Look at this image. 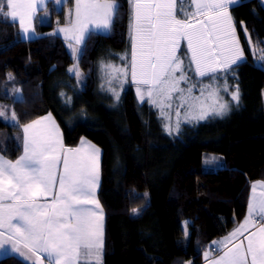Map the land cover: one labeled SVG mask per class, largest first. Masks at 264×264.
I'll use <instances>...</instances> for the list:
<instances>
[{
  "label": "trees",
  "instance_id": "16d2710c",
  "mask_svg": "<svg viewBox=\"0 0 264 264\" xmlns=\"http://www.w3.org/2000/svg\"><path fill=\"white\" fill-rule=\"evenodd\" d=\"M117 3L119 16L110 32H94L82 45L78 66L86 74L84 87L68 71L73 59L63 37L23 39L17 23L0 18V104L10 103L20 125L51 113L68 148L84 137L102 149L103 264H203L212 241L234 227L235 206L246 204L250 182L264 177V67L257 63L264 55V44L257 43V38L264 41V5L239 0L229 8L245 56L236 79H228L239 85V104L226 116L192 123L184 121L180 109L179 133L169 135L160 110L147 100L139 102L130 76L123 89L113 81L119 100L107 90L101 62L123 67L127 61L120 57L131 49L129 2ZM245 27L255 57L245 41ZM53 28L41 24L37 30ZM9 74L13 80L7 79ZM13 82L26 102H14ZM203 83L211 81L204 78ZM20 129L0 119V152L12 161L22 153ZM205 152L221 157L218 170L203 166ZM133 209L142 210L135 215ZM185 219L189 235L183 230ZM0 264L26 263L7 256Z\"/></svg>",
  "mask_w": 264,
  "mask_h": 264
},
{
  "label": "snow or ice",
  "instance_id": "6c2138e0",
  "mask_svg": "<svg viewBox=\"0 0 264 264\" xmlns=\"http://www.w3.org/2000/svg\"><path fill=\"white\" fill-rule=\"evenodd\" d=\"M62 2L55 0L57 4ZM128 2L131 49L120 57L127 61L123 67L101 62L107 90L119 100L113 81L123 89L130 76L139 102L147 100L160 110L169 135L179 133L180 109L187 123L228 115L240 102L239 85H230L228 79H236L237 68L245 62L229 13L236 0H179V8L177 0ZM38 5L46 6V0H0V18L18 23L27 39L30 29L24 26V10L34 13ZM119 9L117 0H74V10L69 13L74 16L71 29L60 31L72 30L75 44H82L94 32H110ZM243 30L255 57L252 37L246 27ZM257 43L264 41L257 38ZM77 51L82 50L73 48L74 53ZM257 63L264 67V55L257 57ZM68 71L78 82L83 79L78 65ZM189 73L201 79L194 81ZM204 78L211 83L204 84ZM7 79L13 77L9 74ZM13 95L14 102H26L19 89ZM0 118H5V111L0 110ZM4 122L22 129L23 135L17 139L23 141V155L12 161L0 154V248L11 245L24 256L26 253L17 247L23 244L37 256L32 264H42L44 258L48 264H102L103 208L95 197L101 150L83 139L80 147L66 148L51 113L20 125L12 111ZM205 163L218 161L206 158ZM251 188L248 216L223 241L214 242L220 254L211 264H264V182L253 183ZM132 212L139 215L137 209ZM254 217H259L258 227ZM249 225L255 230L249 231ZM245 232L248 235L239 239ZM234 238L236 243H232Z\"/></svg>",
  "mask_w": 264,
  "mask_h": 264
},
{
  "label": "crops",
  "instance_id": "0c3cea01",
  "mask_svg": "<svg viewBox=\"0 0 264 264\" xmlns=\"http://www.w3.org/2000/svg\"><path fill=\"white\" fill-rule=\"evenodd\" d=\"M238 1H239V0H236V3H237ZM62 4H65V1H64V0H63V3H62ZM234 4H235V3H234ZM72 5H73V7H74V3H73ZM51 6H53L54 10L56 9V7H54V6H56L55 0H46V6L42 7V6H39V5H38L34 13H33V12H30V10H27V9L24 10V12H25V15H24V26H25V27H28V28L30 29V36H29V38H27V39H33V38H35V37L45 36V35H48V34H55L54 31H55V28H56V27H55V20H54V19L52 20V21H53L52 23H53V25H54V28H53L52 30H50V31H48V32H45V33H43V32H38V30H37V25H38V23H37V19H38L39 15H40L42 12H46V11L49 9V7H51ZM56 13H58L57 10H56ZM60 15H62V18H64V20H65V16H66V14H64L63 11H62V14H60ZM64 20H62V23H63ZM65 21H66V20H65ZM17 24H18V23H17ZM64 24H65V22H64ZM64 24H63V26H64ZM18 26H19V24H18ZM19 29H20L21 37H22L23 39H25V38H24V34L22 33V30H21V27H20V26H19ZM32 29H34V34H31V30H32ZM95 33L108 34L109 32H108V33L95 32ZM56 35H59V36L63 37V36L60 35V34H56ZM87 37H88V36H86V38H87ZM86 38H85V40H86ZM63 39H64V38H63ZM64 40H65V39H64ZM84 42H85V41H84ZM84 42H83V43H84ZM83 43H82V44H79V46H82ZM48 114H49V113L44 114V115L40 116L39 118H37V119H35V120H39L40 118L45 117V116H47ZM51 116H52V118H53L55 124L58 126L59 133H60V135H61V139H62L63 145L65 146V143H64V137H63L62 130H61L59 124L57 123V121L55 120L54 116H53L52 114H51ZM35 120H33V121H35ZM31 122H32V121H31ZM29 123H30V122H29ZM42 123H46V122H43V121H42ZM27 124H28V123H27ZM17 135H18L19 137H22V135H23V133H22V129H20V131L17 132ZM82 139H83V140H86V141H88V142H90L91 144H93V145H95V146H97V147L101 150V152H100V158H99V164H100V171H99V185H98V187H97V189H96L95 197H96V199L99 201V203H100V205H101V207H102V204H101V201H100V198H99V191H100L101 182H102V168H101V163H102L103 151H102V149H101L98 145H96L95 143H93V142L90 141L89 139L84 138V137L81 138V140H82ZM20 140H21V144H22V153H21V155H23V141H22V139H20ZM81 140L79 141V143H78L75 147H73V148H71V149H76V148L80 147V146H81ZM65 147H66V146H65ZM66 148H68V147H66ZM0 154H2V153L0 152ZM21 155H20V156H21ZM6 158H7V157H6ZM18 158H19V157H18ZM7 159H8V158H7ZM9 160H10V159H9ZM14 161H15V160H14ZM256 182H264V177L258 178V179H256V180H253V181L250 182V185H249V193H248V197H247V202H246V204H244V205H242V206H241V205H236V206H235V213H234L235 225H234V227H233V228L231 229V231H230L229 233H227L226 235L221 236V237H218V238L216 239L215 242H221V241H223V240L225 239V237H228L230 233H232L235 229H237L241 224L244 223L245 218L248 216V205H249L250 197H251V195H252V188H251V186H252L253 183H256ZM259 191H260V188L257 187V193H259ZM49 199H50V198H49ZM102 208H103V207H102ZM254 219L256 220L257 227H258L259 224H260V221L258 220L259 217H254ZM253 230H255V229L251 228V226L249 225V231H253ZM103 233H104L103 239H104V245H105L106 214H105L104 209H103ZM247 235H248V232H245L243 236H240V237H239V239H244V236H247ZM236 242H237V240L234 238L233 241H232V243H236ZM232 243H230L228 246L231 247V246H232ZM17 247H19V248L21 249V251L25 252L26 255L22 256V255H20V253H18V252H16V251L12 250L11 245H4L2 248H0V259L5 258V257H7V256H15V257L19 258L21 261H23V262L26 263V264H32V261L37 259V256L32 255L30 252H28L27 249H25V248L23 247V244H17ZM216 247H217V246H216V244H214V242L211 243V248H210V250L207 252L208 254H206L207 259H206V256H205L204 261H203V264H211V260L214 259L218 254H220V253H218V252L215 250ZM213 251H215V252L213 253ZM29 257H30V258H29ZM103 262H104V248H103L102 264H103ZM42 264H48V261H47L46 258L43 259Z\"/></svg>",
  "mask_w": 264,
  "mask_h": 264
},
{
  "label": "rangeland",
  "instance_id": "374dc122",
  "mask_svg": "<svg viewBox=\"0 0 264 264\" xmlns=\"http://www.w3.org/2000/svg\"><path fill=\"white\" fill-rule=\"evenodd\" d=\"M64 1H65V4H62L63 2L61 4L56 3V6H54V7H56L55 10H54L53 6H51V7H49V9L46 12H42L37 19V23H38V25H41V24L42 25H49V24L52 25L53 24L52 20L53 19L55 20V27L56 28H55L54 32H55V34L62 35L63 38L65 39L66 45H67L68 50H69L71 57L73 59V63L70 66V68H72V67L78 65L79 58L82 54V51H77L74 53L73 48L82 50L83 46H79V45L75 44V41L73 39L74 32L72 30H69L67 33L60 31V29H71L72 21L74 19V16L69 14L70 12H72L74 10L73 5H71L69 3V0H64ZM56 10L58 11V13L55 14ZM62 11L64 14H66V16H65L66 21L64 20V18H62V15H60V12H62ZM62 20H64L63 23H62ZM64 22H65V24H64ZM63 24H64V26H63ZM38 25H37V27H38ZM183 44H184V42H182V45ZM69 45H72V47H70ZM182 45H181V47H182ZM78 68H79V66H78ZM79 70L82 73L83 79L80 82H78V84L80 87H84V85L86 83V74L80 68H79ZM16 89H18V86L16 84H14V82H13L11 87H10L11 95L13 96V98H14V95H13L14 90H16ZM0 106H3V108L0 110L5 111V118H10L11 112H12V108H11L10 103L9 102H3L0 104ZM166 111H168V110H166ZM5 118H0V119L4 121ZM171 120L172 121L176 120L174 110H173V115L171 117ZM203 157H204L203 158V166L206 169L218 170L221 167V157L219 155L205 152ZM213 157L216 158L218 163H214L211 165L205 163L206 158H213ZM206 197H210V196H206ZM141 210L142 209H139V213ZM183 230H184L186 235H189L190 230H189V220L188 219H185L183 221ZM216 239L213 240L212 243L215 242ZM214 252L215 251H213V253ZM188 264H191V262H189Z\"/></svg>",
  "mask_w": 264,
  "mask_h": 264
},
{
  "label": "built area",
  "instance_id": "2783aa9c",
  "mask_svg": "<svg viewBox=\"0 0 264 264\" xmlns=\"http://www.w3.org/2000/svg\"><path fill=\"white\" fill-rule=\"evenodd\" d=\"M259 1H261L262 3H263V5H264V0H259ZM259 220V219H258ZM260 221V220H259Z\"/></svg>",
  "mask_w": 264,
  "mask_h": 264
}]
</instances>
